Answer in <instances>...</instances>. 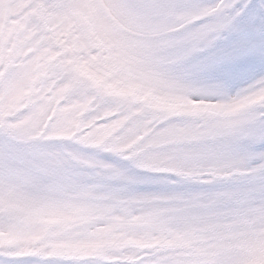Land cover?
<instances>
[{"label": "snow or ice", "instance_id": "obj_1", "mask_svg": "<svg viewBox=\"0 0 264 264\" xmlns=\"http://www.w3.org/2000/svg\"><path fill=\"white\" fill-rule=\"evenodd\" d=\"M0 264H264V0H0Z\"/></svg>", "mask_w": 264, "mask_h": 264}]
</instances>
